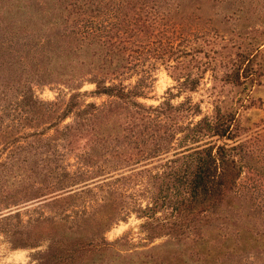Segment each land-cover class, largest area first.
I'll return each instance as SVG.
<instances>
[{
	"label": "trees",
	"instance_id": "trees-1",
	"mask_svg": "<svg viewBox=\"0 0 264 264\" xmlns=\"http://www.w3.org/2000/svg\"><path fill=\"white\" fill-rule=\"evenodd\" d=\"M178 5L175 0H0V171L12 190L0 207V222L11 245L37 246L42 241L18 226L20 203L54 192L51 202L60 204L51 214V233L46 247L36 253L35 264H169L155 252L160 245L148 248L138 260L134 255L123 260L120 238L105 236L115 220L131 211L144 219L140 225L148 238L166 236L163 245L197 239V248L178 254L177 264H241L254 244L258 247L253 252L257 257L262 253V262H250L264 264V230L255 224H236L237 230L219 234L223 240L211 249L201 232L246 195L239 183L245 164L235 118L216 110L213 116L203 114L172 126L162 115L181 109L199 114L200 106L182 107V102L175 105L170 99L145 104L138 99L147 96L158 62L175 65L179 60L184 37ZM246 59L223 77L252 79V71L241 66ZM45 83L70 88L63 105L36 93L35 86ZM85 83L93 87L81 89ZM85 95H106L127 105L115 110L110 104L117 100L85 101ZM67 116L71 120L63 122ZM158 128L163 129L159 134ZM126 129L161 136L138 145L144 147L143 157L166 158L136 174L118 176L99 165L95 169L86 156L77 160L75 169L63 166L59 158L54 167L50 162L38 167L42 146L47 151H59V146L73 150L81 137V146L89 147L81 152L92 154L90 150L110 147L106 139ZM177 132L182 133L179 138ZM50 174L49 184L36 185ZM100 175L93 185L83 187ZM130 178L143 183L148 199L144 205L116 209L117 188ZM118 211L124 216H115Z\"/></svg>",
	"mask_w": 264,
	"mask_h": 264
},
{
	"label": "rangeland",
	"instance_id": "rangeland-1",
	"mask_svg": "<svg viewBox=\"0 0 264 264\" xmlns=\"http://www.w3.org/2000/svg\"><path fill=\"white\" fill-rule=\"evenodd\" d=\"M25 1L32 3L33 0ZM175 1L178 2V8H180L178 19L184 37L180 48L183 50L180 51L181 55L175 65H171L168 61L156 64L153 70V82L147 90V96H141L138 99L145 104L157 105L170 99L175 105L182 102V107L189 104L193 108L200 106L201 113L199 114L181 109L179 112L168 113L169 116L162 115L163 120L172 126L188 124L203 114L213 116L216 110L235 118L236 139L243 142L242 158L245 164L239 183L246 195L238 198L234 206L225 209L224 212L218 214L216 219L212 218L207 225L201 228L207 240V246L211 249L223 240V236L221 238L219 234L227 236L236 231L238 226L236 224H255L256 229L264 230V0ZM244 57L247 59L241 66L246 65L247 69L252 71L253 78L248 77L243 81L226 80L223 77L224 74L236 70ZM35 87L36 93L43 99H58L61 104L67 100L70 92V88L63 84L45 83ZM92 87L93 84L85 83L81 89ZM81 99L95 100L98 103L117 100L110 104V108L115 110H123V106L127 105L122 100L106 95L98 97L85 95ZM105 117L103 116L102 119ZM172 117H175V120H171ZM69 120L71 116H67L63 122ZM164 126L162 124L159 127ZM162 130L158 128L157 133L159 134ZM52 131L53 129L50 133ZM181 134L177 132V138ZM80 138L79 146L74 147L73 150L59 146V151H53L50 146L51 149L47 151V147L42 146L43 153H39L37 158L38 167H43V164L47 162L54 167L55 160L59 158L63 161V166L65 164L75 169L77 160L86 156L89 157V164H92L95 169L99 165L107 171L113 170L112 174L118 176L121 173L136 174L138 170L152 167L166 158V154L154 158L143 157L144 147L138 145L141 140H147V142L160 140L161 136L158 135L151 137L149 134L142 135V132L138 134L137 131L132 132L126 129L106 139L105 145L110 147H101L97 151L90 150L92 154L81 152L88 151L89 147L81 146L84 138ZM168 155L172 156L170 153ZM133 157H139L141 161L135 163ZM99 177L102 176L90 179L91 182L83 187L93 185L96 182L94 180ZM49 182H51V174L43 183L36 185L45 186ZM120 185L114 198L116 209L124 205L132 206L138 203L144 205L148 199L143 183L135 178H130L121 187ZM96 188L97 186L93 189L95 192ZM53 193H45L22 202L17 208L21 212V222L18 226L33 238L39 237L42 240L39 245L13 247L7 233L2 230L4 226L0 222V264H35L36 253L46 247V236L51 233V214L57 208L60 209L58 202H51ZM10 194L12 190L8 180L0 171V207L9 199ZM122 215L118 211L115 216ZM143 220L135 211H131L124 218L115 220L105 230V236L109 240L120 238L117 246L124 250L121 253L123 260H127L131 255L136 256L138 260L142 253H148V248L160 245L155 252L169 264H177L178 254H182L185 250H193L194 246L197 248V244L195 245L197 239L194 241L188 239L182 243L174 242L173 248L169 250L172 245L162 244L166 241V236H157L154 239L147 237L140 225ZM261 236L264 242V234ZM252 247L254 249L248 248L243 259L241 258V264L262 262L259 259L262 253L259 252L257 257L256 252H253L258 246L254 244ZM222 248L223 250L228 249L225 246Z\"/></svg>",
	"mask_w": 264,
	"mask_h": 264
}]
</instances>
